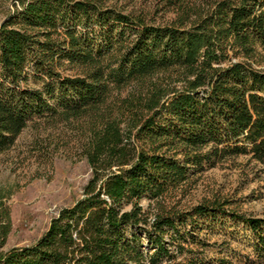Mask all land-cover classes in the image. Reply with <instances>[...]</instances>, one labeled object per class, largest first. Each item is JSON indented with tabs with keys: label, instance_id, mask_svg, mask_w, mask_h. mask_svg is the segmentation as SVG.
<instances>
[{
	"label": "trees",
	"instance_id": "16d2710c",
	"mask_svg": "<svg viewBox=\"0 0 264 264\" xmlns=\"http://www.w3.org/2000/svg\"><path fill=\"white\" fill-rule=\"evenodd\" d=\"M9 1L0 0V154L34 116H100L84 147L92 174L82 197L37 242L0 252V264L178 261L196 243L188 221L224 213L226 201L177 209L162 204L165 195L230 156L264 164V70L255 59L264 51V0H178L165 24L102 0ZM66 63L76 74L60 70ZM126 84L132 93L109 102ZM228 212L253 232L264 260L263 218Z\"/></svg>",
	"mask_w": 264,
	"mask_h": 264
},
{
	"label": "rangeland",
	"instance_id": "374dc122",
	"mask_svg": "<svg viewBox=\"0 0 264 264\" xmlns=\"http://www.w3.org/2000/svg\"><path fill=\"white\" fill-rule=\"evenodd\" d=\"M211 1L189 2L202 7ZM102 2L155 24L170 23L179 14L178 0ZM5 3L7 7L12 6L9 0ZM4 14L0 10V19ZM91 33L99 40L97 30ZM255 59L256 66L264 70V51L258 48ZM60 70L67 75L77 72L68 63ZM30 87L41 88L42 83L33 81ZM133 89V84L114 88L109 102L128 96ZM51 103L56 102L51 100ZM98 116L99 110L79 116L59 113L34 116L15 144L0 154V222L6 221V215L11 222V230L6 242L0 245V252L37 242L51 219L82 197L92 174L84 147ZM213 200L226 201V211L198 218L195 222L189 220L185 227L188 238L196 243L184 245L180 258L172 264H210L222 257L231 264H264L253 232L228 212L264 220V164L247 154L227 157L165 195L162 204L168 208L188 209ZM141 204L156 210L155 201L144 199Z\"/></svg>",
	"mask_w": 264,
	"mask_h": 264
}]
</instances>
